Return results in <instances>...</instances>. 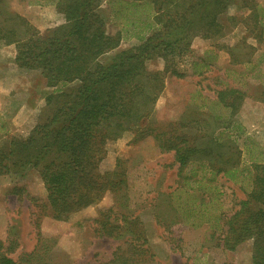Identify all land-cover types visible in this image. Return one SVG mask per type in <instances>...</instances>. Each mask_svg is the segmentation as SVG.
<instances>
[{
  "label": "rangeland",
  "instance_id": "374dc122",
  "mask_svg": "<svg viewBox=\"0 0 264 264\" xmlns=\"http://www.w3.org/2000/svg\"><path fill=\"white\" fill-rule=\"evenodd\" d=\"M256 3L264 16V0ZM7 5L42 34L66 21L55 4L7 0ZM97 11L106 20L108 32L115 34L120 26L113 20L108 0ZM229 14L241 13L231 7ZM236 23L224 36L209 39L208 47L199 44L186 56L175 55L168 62L162 56L147 61V70L162 72L163 86L151 106V114L142 120L151 130L179 133L195 143L203 142L227 120L215 115L223 117L230 112L212 103L218 91L229 86L242 89L244 100L232 117V126L229 125L235 146L222 149L212 159L217 167L237 164L235 180L214 172L208 166L207 156L179 172L174 152L163 150L154 135L138 137L133 130H126L107 142L106 154L99 162L101 172L117 169L125 174V194L118 196L107 191L67 220L47 211V192L38 169L0 173V240L10 248V255H23L35 264H99L109 260L122 242L145 240L156 264H253L252 238L235 250H227L222 248L220 234L214 227L217 217H229L252 191V157L264 147V35L257 37L262 27H255L246 18ZM124 35L120 45L103 55L102 61H109L115 53L130 49L145 38ZM253 42L259 43L258 49L253 50ZM229 44L233 45L232 50L221 47ZM10 45L12 48L5 53L16 55L15 44ZM3 46L0 44V48ZM209 50L219 56H213ZM13 62L9 72L0 76L1 88L30 89L31 96L29 105L19 107V112L14 111L16 102H0L1 144L11 135L26 138L50 112L45 96L56 90L46 85L39 70L20 69L15 57ZM3 79L6 83H2ZM72 86L73 83L65 88ZM251 138L260 148L251 145ZM120 197L121 203L117 202ZM100 211H108L110 222L120 223L113 235L100 232L96 221Z\"/></svg>",
  "mask_w": 264,
  "mask_h": 264
},
{
  "label": "trees",
  "instance_id": "16d2710c",
  "mask_svg": "<svg viewBox=\"0 0 264 264\" xmlns=\"http://www.w3.org/2000/svg\"><path fill=\"white\" fill-rule=\"evenodd\" d=\"M27 1L55 4L65 23L42 34L25 16L9 9L7 0H0V44H15L17 66L39 70L46 85L56 90L45 96V106L50 112L26 138L11 135L0 143V173L38 169L47 192V211L53 217L67 220L107 191L118 196L125 194V174L117 169L101 172L99 162L110 139L133 130L138 137L154 135L163 150L173 151L179 172L207 156L208 166L214 172L235 180L237 164L217 167L212 159L222 149L235 146L229 125L234 122L232 117L239 111L245 92L233 86L218 91L212 103L230 112L215 118L227 120L205 141L195 143L183 134L151 130L142 121L151 114V106L163 86L162 72L147 70L146 63L157 56L167 62L175 55L184 57L192 51L195 37L224 36L237 26V20L245 18L255 27H262L256 33L261 38L264 16L256 0H108L113 20L120 26L115 34L108 32L106 20L97 11L104 0ZM231 7L241 14H229ZM124 33L145 38L142 43L115 53L109 61H102L103 55L120 45ZM71 83L72 87L65 88ZM250 143L260 148L252 138ZM263 153L261 147L259 154L252 157V191L233 214L217 217L218 223L214 224L224 249L235 250L243 241L253 239V264H264ZM117 202L121 203L122 197ZM109 219L108 211H100L96 218L100 232L107 236L121 227ZM9 252L10 248L0 240V264H35L30 258L23 255L14 258ZM155 262L145 240H127L117 246L109 260L99 264Z\"/></svg>",
  "mask_w": 264,
  "mask_h": 264
},
{
  "label": "crops",
  "instance_id": "0c3cea01",
  "mask_svg": "<svg viewBox=\"0 0 264 264\" xmlns=\"http://www.w3.org/2000/svg\"><path fill=\"white\" fill-rule=\"evenodd\" d=\"M199 44H202L205 47H208L209 45H211V43L209 44V39L207 38H203L201 36H197L193 39V42H192V47L191 48H195L197 46H199ZM232 44H229V45H223L221 46L222 48H228L229 50H232ZM251 46L253 47V50H256L259 48V43L258 42H253L251 44ZM12 48V45H5L3 46L2 48H0V76L2 74H5L7 72H9V69L12 68V65H15L13 64V60H14V57H15V54H10V56H7V53H5V51H8V49L10 50ZM220 48V47H219ZM218 48V49H219ZM210 53L213 54V56H219L218 52H215L213 50H209ZM251 60H247V62L249 63ZM258 63L261 64V60L258 61ZM18 69V67H16ZM19 70V69H18ZM1 79V78H0ZM6 81L3 79L2 80V83ZM47 90H50V89H47ZM30 96H31V90L30 89H26L25 91H20V90H16V91H9L7 89H3L1 88L0 86V102L1 101H8L10 102L11 104H13L14 102H16L15 104H17V106H15V110L16 112H19V107H23V106H28L29 105V99H30ZM26 97V98H25ZM19 99H24L22 101H18ZM42 100V99H41ZM3 105V104H2ZM5 105V104H4ZM6 108H9V107H6Z\"/></svg>",
  "mask_w": 264,
  "mask_h": 264
}]
</instances>
